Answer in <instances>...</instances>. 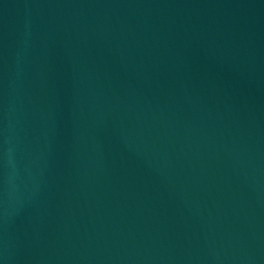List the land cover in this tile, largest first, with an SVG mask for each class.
Here are the masks:
<instances>
[{"label": "water", "instance_id": "water-1", "mask_svg": "<svg viewBox=\"0 0 264 264\" xmlns=\"http://www.w3.org/2000/svg\"><path fill=\"white\" fill-rule=\"evenodd\" d=\"M0 264H264V0H0Z\"/></svg>", "mask_w": 264, "mask_h": 264}]
</instances>
